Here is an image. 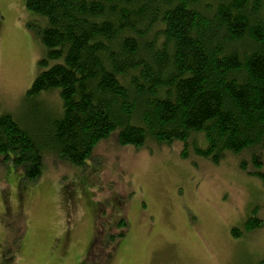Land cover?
Here are the masks:
<instances>
[{
  "label": "trees",
  "instance_id": "1",
  "mask_svg": "<svg viewBox=\"0 0 264 264\" xmlns=\"http://www.w3.org/2000/svg\"><path fill=\"white\" fill-rule=\"evenodd\" d=\"M25 5L42 16L46 56L24 109L43 111L47 131L36 134L22 118L0 114V156L6 161L11 153L25 179H38L48 156L80 166L114 135L135 149L180 142L184 159L217 163L246 154L240 170L264 184L255 170L264 148V0ZM51 94L59 102L49 112L44 99ZM261 222L252 215L231 235L251 233Z\"/></svg>",
  "mask_w": 264,
  "mask_h": 264
},
{
  "label": "rangeland",
  "instance_id": "2",
  "mask_svg": "<svg viewBox=\"0 0 264 264\" xmlns=\"http://www.w3.org/2000/svg\"><path fill=\"white\" fill-rule=\"evenodd\" d=\"M25 2L0 0V114L42 135L49 117L25 110L23 96L46 56L44 26ZM44 100L49 112L59 102L53 94ZM181 148L135 149L112 135L80 166L48 156L34 181L11 153L0 156V264L262 262L264 184L239 168L250 158L184 159ZM261 161L255 170L264 173V148ZM252 215L262 226L232 236Z\"/></svg>",
  "mask_w": 264,
  "mask_h": 264
}]
</instances>
